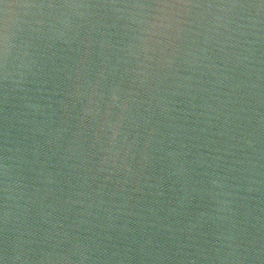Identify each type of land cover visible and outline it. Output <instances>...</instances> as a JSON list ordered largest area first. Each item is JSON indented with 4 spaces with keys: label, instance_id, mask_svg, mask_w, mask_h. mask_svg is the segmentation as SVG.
I'll return each instance as SVG.
<instances>
[{
    "label": "water",
    "instance_id": "1",
    "mask_svg": "<svg viewBox=\"0 0 264 264\" xmlns=\"http://www.w3.org/2000/svg\"><path fill=\"white\" fill-rule=\"evenodd\" d=\"M0 264H264V0H0Z\"/></svg>",
    "mask_w": 264,
    "mask_h": 264
}]
</instances>
